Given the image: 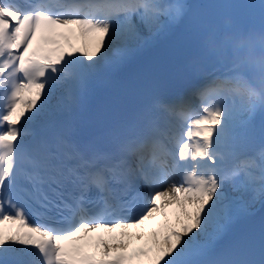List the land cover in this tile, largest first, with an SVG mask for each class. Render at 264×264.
I'll list each match as a JSON object with an SVG mask.
<instances>
[{
    "label": "snow or ice",
    "instance_id": "1",
    "mask_svg": "<svg viewBox=\"0 0 264 264\" xmlns=\"http://www.w3.org/2000/svg\"><path fill=\"white\" fill-rule=\"evenodd\" d=\"M189 11L185 0H0V264H264V242L247 258H207L237 211L226 185L264 197V163L259 175L226 165L242 153V117L264 109V81L258 90L230 65L251 40L264 49V0L201 14V50L220 75L194 93L198 110L190 97L150 109L104 149L28 127L58 86L55 110L71 111L147 43L142 28L156 35ZM25 204L49 223H31Z\"/></svg>",
    "mask_w": 264,
    "mask_h": 264
},
{
    "label": "bare ground",
    "instance_id": "2",
    "mask_svg": "<svg viewBox=\"0 0 264 264\" xmlns=\"http://www.w3.org/2000/svg\"><path fill=\"white\" fill-rule=\"evenodd\" d=\"M168 2H171V0H168ZM185 3H187L189 5L190 0H185ZM173 24L174 23H169V22L165 21L164 30L161 31L160 33L156 34V35H153L150 32H148L147 29H143L142 28L141 29V34L146 38L147 43H145L143 47H140L137 51H135L133 54H131L127 59L137 55L141 51L147 50L148 48H152V47L158 45L161 42L162 38L166 36L168 30L172 28ZM94 43H95V41L89 40L88 41L89 48H91L94 45ZM121 64L116 66L114 69L118 68ZM45 89H47V85H45ZM65 90H66V88H65ZM66 94H67V91L64 92L61 96L58 95L56 98L53 96V99L51 101L49 109L46 111V114H44L43 116H41L37 120L40 125H42V126H44L46 128H50L52 125H54V123L56 121H66V117H67L66 113H67V111H56L55 108H54V106L58 103L60 98L63 97V96H66ZM41 101H43V96L41 97ZM39 103L40 102H38V105H39ZM242 120H244L245 122L241 123L240 125H238V127L243 125V124H245L246 121H247L245 116L242 117ZM23 124H24V120L22 119L20 121V124L17 125V127H20ZM255 138H256V140H254V142H259L261 150L264 151V142H260L261 137L260 136H256ZM262 163H264V159H262L260 157L258 162L253 167H251V171L254 174H256V175H259V165L262 164ZM240 179H242V177H238L237 178L238 181ZM225 192H226V195L229 198H231L233 201H235V203L237 205V211L234 213L233 219L231 220V222L228 225L235 224L238 219H240L242 217H247V216L251 215L253 212H255L257 210V208L259 207L261 199L263 198V197H260V196H255V198H254V194L251 193V192H248V191H244V190L237 191V190H234V188H233L231 183L226 185ZM166 199L167 198L162 199V203ZM241 204L243 205L242 208L239 207ZM168 211L171 213V215L169 217L170 222L175 224L174 221L171 220V216L175 215L178 210H175V209L171 210L169 208ZM126 231L140 232L141 230L140 229H130V230H126ZM137 243H139V241H137ZM161 264H163V262H161Z\"/></svg>",
    "mask_w": 264,
    "mask_h": 264
},
{
    "label": "clouds",
    "instance_id": "3",
    "mask_svg": "<svg viewBox=\"0 0 264 264\" xmlns=\"http://www.w3.org/2000/svg\"><path fill=\"white\" fill-rule=\"evenodd\" d=\"M244 38L247 39V35ZM260 62H264V49L258 47L255 41L251 40L246 48L239 51L231 59L230 65L245 73L249 80L260 90L261 82L264 81V68L257 67Z\"/></svg>",
    "mask_w": 264,
    "mask_h": 264
},
{
    "label": "rangeland",
    "instance_id": "4",
    "mask_svg": "<svg viewBox=\"0 0 264 264\" xmlns=\"http://www.w3.org/2000/svg\"><path fill=\"white\" fill-rule=\"evenodd\" d=\"M66 88V87H65ZM65 88L63 87V86H58L57 87V89H56V91L54 92V94H55V96H58V95H62L64 92H66L67 90H65ZM165 205H167L168 204V201H167V199L166 200H164V202H163ZM171 220H173L174 221V223H176L177 222V219H176V214L175 215H172L171 216Z\"/></svg>",
    "mask_w": 264,
    "mask_h": 264
}]
</instances>
